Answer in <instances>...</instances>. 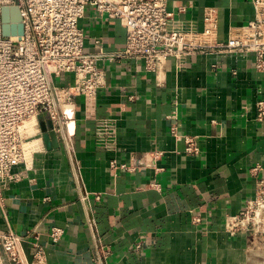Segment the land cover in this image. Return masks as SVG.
Here are the masks:
<instances>
[{"label":"crops","instance_id":"crops-1","mask_svg":"<svg viewBox=\"0 0 264 264\" xmlns=\"http://www.w3.org/2000/svg\"><path fill=\"white\" fill-rule=\"evenodd\" d=\"M210 9L219 43L255 19L253 0H168L176 21L199 32ZM80 27L88 52L125 48L120 20L91 10ZM255 61L198 54L160 74L133 61L100 63L104 86L92 104L75 100L71 137L42 118L45 150L16 168L23 177L4 192L0 232L30 234L27 264H38L37 252L39 264H264V235L233 236L227 226L264 177L252 175L264 166V72ZM108 120L112 137L98 132Z\"/></svg>","mask_w":264,"mask_h":264},{"label":"built area","instance_id":"built-area-1","mask_svg":"<svg viewBox=\"0 0 264 264\" xmlns=\"http://www.w3.org/2000/svg\"><path fill=\"white\" fill-rule=\"evenodd\" d=\"M253 5L252 25L235 29L228 42L219 43L214 10L206 11L204 30L199 32L176 21L168 0H0V208L4 192L23 177L16 168L45 150L42 118H49L53 130L72 136L69 124L76 117L75 100L83 97L92 104L104 86L100 63L133 61L148 73L160 74L169 61L182 63L193 55L254 54L255 69L264 72V0H253ZM5 8L19 9L25 30L21 38L4 35ZM91 10L122 22L127 30L123 50L87 51L80 23ZM64 76H71L72 84L58 85ZM257 111L258 121L264 123V101L258 102ZM111 124L112 120L104 121L99 134L112 137ZM187 142L188 152L197 151L192 140ZM260 172L264 166L254 168L252 175L259 178ZM227 226L233 236L264 235V177L259 178L255 198ZM61 234L62 230H53L54 242ZM29 235L0 232V264H27L21 248ZM43 258L41 252L35 254L38 264Z\"/></svg>","mask_w":264,"mask_h":264},{"label":"water","instance_id":"water-1","mask_svg":"<svg viewBox=\"0 0 264 264\" xmlns=\"http://www.w3.org/2000/svg\"><path fill=\"white\" fill-rule=\"evenodd\" d=\"M4 35L22 37L24 25L18 8H5L3 10Z\"/></svg>","mask_w":264,"mask_h":264}]
</instances>
